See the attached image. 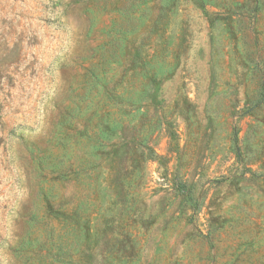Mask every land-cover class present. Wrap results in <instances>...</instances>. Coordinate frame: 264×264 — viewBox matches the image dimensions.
Returning a JSON list of instances; mask_svg holds the SVG:
<instances>
[{
	"label": "rangeland",
	"instance_id": "1",
	"mask_svg": "<svg viewBox=\"0 0 264 264\" xmlns=\"http://www.w3.org/2000/svg\"><path fill=\"white\" fill-rule=\"evenodd\" d=\"M262 92L264 0H0V264H264Z\"/></svg>",
	"mask_w": 264,
	"mask_h": 264
},
{
	"label": "trees",
	"instance_id": "2",
	"mask_svg": "<svg viewBox=\"0 0 264 264\" xmlns=\"http://www.w3.org/2000/svg\"><path fill=\"white\" fill-rule=\"evenodd\" d=\"M263 94H264V93L262 92V93H261L262 97L264 96Z\"/></svg>",
	"mask_w": 264,
	"mask_h": 264
}]
</instances>
